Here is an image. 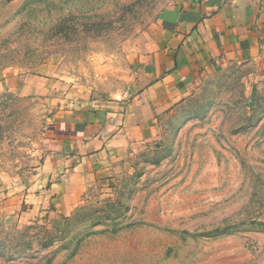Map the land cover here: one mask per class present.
Instances as JSON below:
<instances>
[{
    "label": "rangeland",
    "instance_id": "rangeland-1",
    "mask_svg": "<svg viewBox=\"0 0 264 264\" xmlns=\"http://www.w3.org/2000/svg\"><path fill=\"white\" fill-rule=\"evenodd\" d=\"M173 2L0 0V264H264L255 63L204 68L193 95L96 169L68 214L39 205L48 118L83 96L136 97L139 47Z\"/></svg>",
    "mask_w": 264,
    "mask_h": 264
},
{
    "label": "crops",
    "instance_id": "crops-1",
    "mask_svg": "<svg viewBox=\"0 0 264 264\" xmlns=\"http://www.w3.org/2000/svg\"><path fill=\"white\" fill-rule=\"evenodd\" d=\"M139 51L136 97L83 96L48 118L42 178L50 184L40 191L41 207L68 214L96 169L136 137L155 134L159 121L193 95L204 68L233 60L257 64L264 76V0H174Z\"/></svg>",
    "mask_w": 264,
    "mask_h": 264
},
{
    "label": "trees",
    "instance_id": "trees-1",
    "mask_svg": "<svg viewBox=\"0 0 264 264\" xmlns=\"http://www.w3.org/2000/svg\"><path fill=\"white\" fill-rule=\"evenodd\" d=\"M9 1V0H8ZM11 1V0H10ZM67 28V27H66ZM4 56H6V55H0V57H4ZM0 61H2L1 59H0Z\"/></svg>",
    "mask_w": 264,
    "mask_h": 264
}]
</instances>
